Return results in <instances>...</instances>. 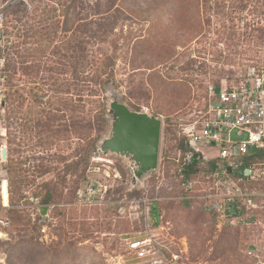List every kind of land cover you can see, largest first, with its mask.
<instances>
[{
  "label": "rangeland",
  "instance_id": "rangeland-1",
  "mask_svg": "<svg viewBox=\"0 0 264 264\" xmlns=\"http://www.w3.org/2000/svg\"><path fill=\"white\" fill-rule=\"evenodd\" d=\"M0 9V58L12 66L0 112L9 221L0 264H115L121 238L144 230L189 264L264 256V159L252 178H232L247 193L248 226L202 210L224 164L216 148L184 175V131L206 118L208 88L264 66V0H0ZM114 98L162 121L158 168L135 184L126 158L98 153Z\"/></svg>",
  "mask_w": 264,
  "mask_h": 264
},
{
  "label": "built area",
  "instance_id": "built-area-1",
  "mask_svg": "<svg viewBox=\"0 0 264 264\" xmlns=\"http://www.w3.org/2000/svg\"><path fill=\"white\" fill-rule=\"evenodd\" d=\"M6 15L0 9V42L4 38ZM8 94L6 60L0 58V112L4 113ZM206 118L201 123H194L190 130L184 131L188 150L184 163L192 164L193 158L198 161L205 158V150L216 148V159L224 161L214 178V186L208 189L203 198L204 212L214 214L218 219L230 225L248 226L252 218L247 215V193L240 189L229 173L233 170L249 171L247 178H252L250 168L243 166V158L252 150L264 149V66H250L237 77L230 86H210L208 88ZM235 131L238 140H232ZM247 136L246 140L240 138ZM6 137V129L0 124V165L4 164L1 142ZM7 156V154H6ZM246 179V178H245ZM230 185L232 188L230 189ZM8 182L0 180V196L4 208L8 207ZM190 188V184H187ZM225 190L230 189L231 192ZM92 185L87 196L97 193ZM233 189V190H232ZM233 191V192H232ZM1 209V207H0ZM2 210V211H3ZM0 234L9 226L8 218L1 215ZM1 239V236H0ZM123 250L114 258L115 264H189L182 254H172L160 243L158 238L144 231H133L121 238ZM250 253L249 255H252ZM256 264H264V256L254 255Z\"/></svg>",
  "mask_w": 264,
  "mask_h": 264
},
{
  "label": "water",
  "instance_id": "water-1",
  "mask_svg": "<svg viewBox=\"0 0 264 264\" xmlns=\"http://www.w3.org/2000/svg\"><path fill=\"white\" fill-rule=\"evenodd\" d=\"M111 118V130L108 137L98 145L102 155H119L130 163L133 183L142 180L158 168L162 121L147 113L131 110L127 105L114 98L108 104ZM232 140H238L235 131ZM246 140L247 136L240 138ZM6 150L2 149V158L6 160ZM238 178L249 176V171L233 170L229 172ZM250 250H255L250 246Z\"/></svg>",
  "mask_w": 264,
  "mask_h": 264
},
{
  "label": "trees",
  "instance_id": "trees-1",
  "mask_svg": "<svg viewBox=\"0 0 264 264\" xmlns=\"http://www.w3.org/2000/svg\"><path fill=\"white\" fill-rule=\"evenodd\" d=\"M22 4V2H18L17 4L15 3L13 5V7L17 6V5H20ZM8 63H6V69H11L12 66H11V62L8 61ZM9 65V66H8ZM185 143V142H184ZM185 147H186V152L188 150V145L187 143H185ZM264 159V149L263 150H252L249 152V154L244 157L242 160H243V166L244 167H247V168H250L251 166V163H253L254 161H259V160H263ZM197 162V159L196 158H193V161H192V164L186 166L185 168V171H184V175L187 177L191 176V174L193 173V169H194V164ZM231 178H234L231 176ZM236 179V178H234ZM46 204L48 202V200L45 201Z\"/></svg>",
  "mask_w": 264,
  "mask_h": 264
},
{
  "label": "bare ground",
  "instance_id": "bare-ground-1",
  "mask_svg": "<svg viewBox=\"0 0 264 264\" xmlns=\"http://www.w3.org/2000/svg\"><path fill=\"white\" fill-rule=\"evenodd\" d=\"M6 158H7V156H6ZM3 162H6V160H5V161H3Z\"/></svg>",
  "mask_w": 264,
  "mask_h": 264
}]
</instances>
